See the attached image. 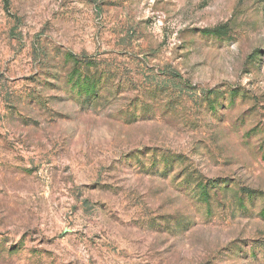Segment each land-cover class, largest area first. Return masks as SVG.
Masks as SVG:
<instances>
[{"label":"rangeland","instance_id":"1","mask_svg":"<svg viewBox=\"0 0 264 264\" xmlns=\"http://www.w3.org/2000/svg\"><path fill=\"white\" fill-rule=\"evenodd\" d=\"M0 264H264V0H0Z\"/></svg>","mask_w":264,"mask_h":264},{"label":"trees","instance_id":"2","mask_svg":"<svg viewBox=\"0 0 264 264\" xmlns=\"http://www.w3.org/2000/svg\"><path fill=\"white\" fill-rule=\"evenodd\" d=\"M90 92H93V91H90ZM85 94H88L87 91H85Z\"/></svg>","mask_w":264,"mask_h":264}]
</instances>
